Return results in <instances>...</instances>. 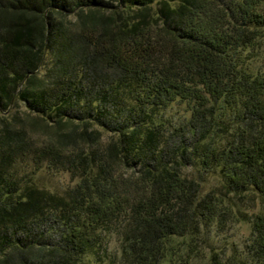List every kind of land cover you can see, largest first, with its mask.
Instances as JSON below:
<instances>
[{
  "label": "trees",
  "instance_id": "16d2710c",
  "mask_svg": "<svg viewBox=\"0 0 264 264\" xmlns=\"http://www.w3.org/2000/svg\"><path fill=\"white\" fill-rule=\"evenodd\" d=\"M253 51L264 0H0V264H85L113 235L121 264H192L203 227L235 217L231 199L263 207L244 255L210 262L264 264ZM174 102L190 111L178 125ZM28 158L78 181L12 180ZM196 163L224 175L219 195L200 194Z\"/></svg>",
  "mask_w": 264,
  "mask_h": 264
},
{
  "label": "rangeland",
  "instance_id": "374dc122",
  "mask_svg": "<svg viewBox=\"0 0 264 264\" xmlns=\"http://www.w3.org/2000/svg\"><path fill=\"white\" fill-rule=\"evenodd\" d=\"M248 52L249 49L244 51L242 55H246ZM249 57H251L249 61L253 73L264 71V55L262 53L253 51ZM165 114L170 124L178 125L185 116L190 115V111L186 103L174 102L164 111ZM219 134L221 133L213 135L219 136ZM188 172L199 181L201 195H205L212 190L217 191L219 195L220 190H222L221 180L224 179L221 172L207 171L200 163L191 166ZM10 174L12 180L20 181L23 184H34L57 193H63L65 189L78 181V178H73L68 171L51 169L46 163H43L41 167H37L31 158L19 160L11 168ZM220 196L225 199L224 195ZM231 201L234 210L237 212L235 217L228 220L222 228H218L215 223L203 227L200 241L203 243L204 254L196 256L192 264H212L210 258L215 255L220 258L228 256L239 258L244 255L245 244L252 231L250 215L259 211L263 205L259 200L256 204L249 201L241 203L233 199ZM250 205L253 207H250ZM119 243L116 235L111 236L103 245V248L99 250V255L89 254L85 257V264H121Z\"/></svg>",
  "mask_w": 264,
  "mask_h": 264
}]
</instances>
